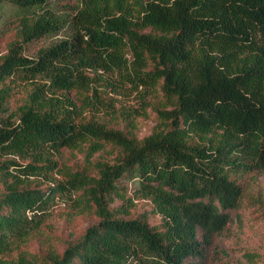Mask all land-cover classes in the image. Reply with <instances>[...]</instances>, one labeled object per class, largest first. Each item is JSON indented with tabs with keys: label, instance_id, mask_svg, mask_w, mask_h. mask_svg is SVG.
Wrapping results in <instances>:
<instances>
[{
	"label": "trees",
	"instance_id": "1",
	"mask_svg": "<svg viewBox=\"0 0 264 264\" xmlns=\"http://www.w3.org/2000/svg\"><path fill=\"white\" fill-rule=\"evenodd\" d=\"M60 1L0 0L15 22L0 110L10 83L28 86L0 123V264H206L241 207L237 177L264 173V0ZM108 92H135L143 109L160 94L153 131L98 121ZM105 145L113 160L92 162ZM63 151L82 152L84 168L59 162ZM129 183L158 224L129 217ZM61 195L97 222L60 252L27 251Z\"/></svg>",
	"mask_w": 264,
	"mask_h": 264
},
{
	"label": "rangeland",
	"instance_id": "2",
	"mask_svg": "<svg viewBox=\"0 0 264 264\" xmlns=\"http://www.w3.org/2000/svg\"><path fill=\"white\" fill-rule=\"evenodd\" d=\"M73 2L74 0H61L59 3L61 9L66 10ZM12 21L6 11L0 9V54L5 53L7 44L14 37L15 22ZM47 42L40 41L27 45L24 54L32 55ZM10 85L6 109L0 110V123L9 119L11 114H15L27 94L28 86L25 84L18 81ZM108 96L111 99L106 101H109L107 103L111 107H108V110L102 109L100 113L94 115L98 121L136 139L147 136L156 127L158 121L154 109L162 106L160 94L149 97L146 100L148 107L145 109L140 101V95L135 92L130 94L108 92ZM116 154V148L105 145L102 151L93 156L92 162H111ZM58 160L73 170H81L86 165L84 154L79 151H63ZM89 170L94 174L92 167ZM237 179L244 189L241 207L224 234L214 239L206 264H251L242 257L244 252L256 254L254 264H264V173L238 176ZM34 183L35 181L31 182ZM39 185L49 186L46 182ZM135 186V183L127 185V197L131 200L129 217L142 216L150 225L158 224L160 218L152 213L150 202L134 194ZM112 204L116 206L121 202L114 199ZM38 213L41 225L24 246V249L32 253L42 254L47 250L60 252L69 243L78 240L88 226L97 222L93 214L77 213L66 195L55 197L42 212Z\"/></svg>",
	"mask_w": 264,
	"mask_h": 264
}]
</instances>
